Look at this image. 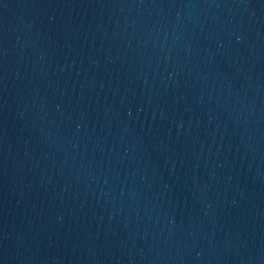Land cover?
I'll return each mask as SVG.
<instances>
[{
	"label": "water",
	"instance_id": "obj_1",
	"mask_svg": "<svg viewBox=\"0 0 264 264\" xmlns=\"http://www.w3.org/2000/svg\"><path fill=\"white\" fill-rule=\"evenodd\" d=\"M0 264H264V0H0Z\"/></svg>",
	"mask_w": 264,
	"mask_h": 264
}]
</instances>
